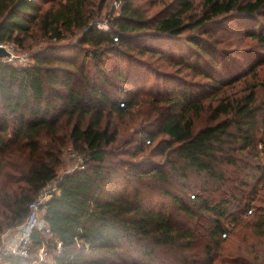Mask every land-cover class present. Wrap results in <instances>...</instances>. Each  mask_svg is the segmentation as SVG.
I'll list each match as a JSON object with an SVG mask.
<instances>
[{
    "label": "trees",
    "instance_id": "16d2710c",
    "mask_svg": "<svg viewBox=\"0 0 264 264\" xmlns=\"http://www.w3.org/2000/svg\"><path fill=\"white\" fill-rule=\"evenodd\" d=\"M110 1L0 0V42L33 59L0 58V234L23 222L49 183L59 188L45 204L50 240L35 231L32 256L6 254L0 264H50L33 254L55 238L63 245L53 264H213L224 218L245 221L252 205L264 234V205L255 204L264 186V0H116L101 20ZM228 18L251 45L222 38ZM153 78L165 85L148 87ZM136 110L138 126L125 131ZM205 110L213 115L197 127ZM68 145L83 166L58 178Z\"/></svg>",
    "mask_w": 264,
    "mask_h": 264
},
{
    "label": "rangeland",
    "instance_id": "374dc122",
    "mask_svg": "<svg viewBox=\"0 0 264 264\" xmlns=\"http://www.w3.org/2000/svg\"><path fill=\"white\" fill-rule=\"evenodd\" d=\"M169 2L172 0H168ZM148 2H151V0H148ZM117 1L111 0L110 4L107 6L106 9H104V13L101 16V20H105L108 17L107 10L110 9L111 6L117 7ZM163 7V2L158 3L156 6H154L151 10H158ZM108 19V18H107ZM100 20V21H101ZM260 25L258 28L264 30V8L261 11V14L259 15ZM240 22L237 19L232 20L230 18L224 19L220 22V25L218 27V30L220 34L222 35V38H225L227 41H233L234 44H241V45H251L250 43H247V41L241 42V38L238 36L237 33L233 31V26H236V24ZM100 24H106L104 22H99ZM242 22H240V26ZM107 25V24H106ZM249 25V24H247ZM252 26V22H251ZM243 28V27H242ZM241 28V29H242ZM72 40V38H69L67 40ZM66 40V41H67ZM253 50L256 49L257 52L261 50V48L257 46H252ZM255 48V49H254ZM177 53L181 54L182 49H176ZM187 51V50H186ZM15 58L11 61L12 64L16 66H23L30 63H33V59L31 58V53L24 50L14 49ZM4 59V58H2ZM157 62H160V60H157ZM163 69L165 70H172L171 66L165 65L163 66ZM262 74V75H261ZM261 74L259 75L260 78L264 77V69L261 71ZM157 78H153L149 83L148 87L150 86H161V84L164 86L165 81L164 79L156 80ZM147 86L143 88H147ZM132 87L130 86V90ZM145 91L143 89L141 92ZM138 93L137 87L132 89V94ZM143 95V94H142ZM211 114L213 113L210 110H205L199 114V116L195 119V124L197 127L202 126L204 123L208 122V119L211 118ZM142 117V114L139 110L133 111L132 113L126 115L123 118L124 123L127 125L124 127L125 131H128L130 127L138 126V123L140 122V119ZM118 121V120H117ZM167 135L161 134L159 136V139L161 138H167ZM260 148L263 147V142L260 143ZM72 145H68V147L64 150L62 154V162L57 166V174L58 178H60L61 175L64 173L70 171L71 169L77 167H82V156L83 154L81 152H78L77 150H74ZM73 149L74 152L69 151V149ZM159 158V157H158ZM258 183L257 179H251L249 186L251 187L253 184ZM261 184V183H259ZM246 190H250V188H246ZM258 198L255 201L257 204H263L264 205V186L259 191ZM253 213H248V215L243 214V218L245 221L238 222L237 224L233 223L231 221V217L224 218L225 226L227 227V234H222L220 245L214 248L213 254H214V263L213 264H264V234H259L258 227L255 225L256 220L254 217L256 214L259 213V210H257L256 206H253ZM240 207H238L236 204H231L229 206L230 212H236L239 210ZM243 208V207H242ZM2 219V215L0 214V220ZM205 226L208 225L206 221H204ZM9 228H5L3 232H6ZM264 231V227L262 229ZM3 232L0 234V247L3 243V240L10 239V234H7L6 236L3 235ZM50 252L53 256V252H55L53 249H50ZM35 254L37 253L34 252ZM34 254V255H35ZM161 257L163 255H160ZM46 261L48 263L53 264L52 257L46 258Z\"/></svg>",
    "mask_w": 264,
    "mask_h": 264
},
{
    "label": "built area",
    "instance_id": "2783aa9c",
    "mask_svg": "<svg viewBox=\"0 0 264 264\" xmlns=\"http://www.w3.org/2000/svg\"><path fill=\"white\" fill-rule=\"evenodd\" d=\"M99 26L105 28L106 24L99 23ZM0 46H4L10 52L9 55L2 57L4 58L3 60L12 64L11 61L16 57L13 52L14 49H17L16 45L14 43L0 42ZM69 151L74 152L71 148L69 149ZM81 159L83 161V156ZM58 192L59 188L57 180H53L46 187H44L39 192V194L29 203L28 212L23 222L15 227L9 228L6 232H3V235L5 236L7 234H10V239L3 240V243L1 244L0 260L6 254L19 255L24 257L32 256L30 251L32 248H34L32 237L35 231H43L46 234L48 240H50L52 236L51 228L44 220L45 204L51 197H53L54 194ZM52 244L53 250L56 252H60L63 245L62 241L58 238H55L53 239ZM50 249L51 248L48 243L43 241L36 248L37 253L35 255L33 254L34 261L40 262L46 260V258H48L49 256L52 257Z\"/></svg>",
    "mask_w": 264,
    "mask_h": 264
},
{
    "label": "water",
    "instance_id": "95a60500",
    "mask_svg": "<svg viewBox=\"0 0 264 264\" xmlns=\"http://www.w3.org/2000/svg\"><path fill=\"white\" fill-rule=\"evenodd\" d=\"M9 54L10 52L4 46H0V58L5 57Z\"/></svg>",
    "mask_w": 264,
    "mask_h": 264
}]
</instances>
